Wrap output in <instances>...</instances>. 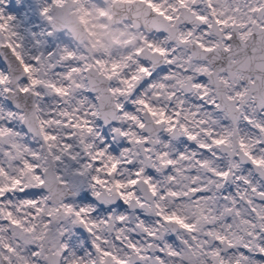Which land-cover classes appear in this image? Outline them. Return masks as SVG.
Returning a JSON list of instances; mask_svg holds the SVG:
<instances>
[{"label": "snow or ice", "instance_id": "1", "mask_svg": "<svg viewBox=\"0 0 264 264\" xmlns=\"http://www.w3.org/2000/svg\"><path fill=\"white\" fill-rule=\"evenodd\" d=\"M62 2L53 0L57 5ZM121 2L146 5L153 14L146 22L164 35L159 43L148 44L147 62L137 65L126 58L136 65L131 70L127 63L107 65L100 60L95 68L67 49L55 56L28 57L9 26L12 17L0 14V46L11 51L23 73L11 88L7 85L13 82L12 77L0 72V94L19 98L17 111L0 107V141L14 131L9 122H22L31 131L32 121L39 120L45 141L56 139L46 126L71 130L66 131L62 149L70 153L72 145L66 141L73 138L75 130L92 134L96 118L126 124V128L113 131L117 137L127 138L130 145H142L136 153L128 147L117 159L104 148L94 154L88 151L92 145L84 148L92 162L107 155L112 161L109 173L123 164H134L127 180H116L121 189L117 197L155 219L145 221L137 216L132 221L134 227H128V216L85 219L91 208L63 205L76 217L73 224H82L94 235L95 250L110 257L113 264H264L256 258L264 256V0ZM140 11L137 9V14ZM43 12L48 14L49 8ZM143 51L138 49L137 54ZM160 65L167 66L164 74L158 71ZM21 77L26 82H21ZM148 78L152 82L131 100L135 110H127L125 101ZM86 92L95 94V102ZM45 96L51 97V102L46 103ZM192 98L200 103H191ZM162 100L171 105V112ZM162 131L169 134V140L161 138ZM178 137L194 142L196 149L176 150L171 141ZM133 155L142 159L133 160ZM69 158L77 157L70 154ZM24 164L32 170L27 160ZM149 168L156 175L149 174ZM0 174L6 175L3 168ZM91 179L97 185L105 183L99 176ZM19 183L14 180L10 187L0 186V221L4 222L0 223V264H13V257L15 264H29L4 235L8 231L5 224L25 233L35 228L25 227L3 205L5 190L15 189ZM93 194L103 199L102 193ZM108 199L112 198L105 201ZM21 203L37 202L29 198ZM11 204L9 200V207ZM101 225L114 233L111 247L116 251L102 246L109 241L94 232L101 230ZM133 232L140 233L142 239H134ZM167 234H175L176 240L168 242ZM16 235L14 231L12 238ZM61 248L63 252L57 256L63 257L67 245ZM32 255L39 253L33 251ZM46 259L48 264H59L55 257ZM65 264L96 262L73 254Z\"/></svg>", "mask_w": 264, "mask_h": 264}, {"label": "clouds", "instance_id": "2", "mask_svg": "<svg viewBox=\"0 0 264 264\" xmlns=\"http://www.w3.org/2000/svg\"><path fill=\"white\" fill-rule=\"evenodd\" d=\"M48 8L51 30L54 33H62L64 39V45L58 52L64 49L72 51L77 59H82L83 62L92 64L95 68L99 67L95 62L100 60L107 65L113 61L127 63L131 70L136 65L126 58L130 57L132 61L137 62V65L140 61L147 62L145 57L150 54L148 44L150 42L159 43L164 39V35L155 32L153 26L146 22L153 18V14L147 10L146 5H129L121 0H63L59 5L49 4ZM137 9L141 10L140 14H137ZM146 10L147 15L144 14ZM138 49L144 51L138 55ZM15 68V73L9 74L13 82L7 86L11 88H15L16 78L23 76L17 64ZM161 103L171 112L167 102L162 100ZM13 128L14 131L0 141V168L6 172V175L0 174V186L10 187L14 180H19L20 183L15 189L5 190L3 205L6 211H13L25 227L35 225V228L25 233L21 229H13L12 226L5 224L8 231L4 235L9 238L14 247H18L19 252L27 258L29 264H48L46 258L51 257H55L59 264H65L67 258L57 256V253L63 252L61 245L64 243L61 237L76 219L63 207L68 204L65 202V197H75L78 181L86 179L93 192L102 193L103 199L111 197L114 200L121 191L116 187L115 182L118 179L127 180L129 178L128 169L121 165L109 173L108 169L112 161L107 159V155L98 160L100 161L99 166L90 160L88 151L94 154L100 148L97 139L100 134L96 130L92 134L75 130L73 138L66 141L72 145L69 153L62 149L66 131L71 130H65L56 125L46 126L49 134L54 135L56 139L45 141L40 131L39 120L32 121L31 131L27 127L26 131L15 125ZM85 144L92 145V147L85 151ZM130 147L131 151L136 153L143 146L133 144ZM70 154L77 158L69 160ZM107 154L112 155L109 152ZM55 156H60L61 159L55 160ZM115 157L122 158L121 156ZM84 158L87 159L84 160ZM132 159L138 161L142 159V156L133 155ZM25 160L33 165L32 170L25 167ZM82 160H84L83 163H81ZM73 163L79 167L73 168ZM89 163L91 167H85ZM97 168L103 170L97 172ZM37 176L39 180L36 179ZM92 176H99L105 183L97 185L91 179ZM21 188L38 191L39 194L35 198H30L37 202L35 205L21 203L23 199H29L19 197ZM9 200L12 202L11 207L8 205ZM71 204L74 209L80 208L74 200ZM84 207L91 208L90 206ZM37 208L42 211L38 212ZM49 212H52L51 217L48 215ZM85 219L94 218L86 214ZM14 231L17 235L12 238ZM94 232L109 241L107 245L102 244L103 247L116 251L111 247V243L114 242V233L109 232L107 226L101 225V230H94ZM115 243L119 245L117 241ZM33 251L38 252L39 255L33 256ZM83 258L85 261H95L96 264H113L110 257H102L95 249L92 254H86ZM13 264H15L14 257Z\"/></svg>", "mask_w": 264, "mask_h": 264}, {"label": "rangeland", "instance_id": "3", "mask_svg": "<svg viewBox=\"0 0 264 264\" xmlns=\"http://www.w3.org/2000/svg\"><path fill=\"white\" fill-rule=\"evenodd\" d=\"M53 0H0V14L3 17H12L9 21V26L13 32L16 33L15 39L21 45L23 51L27 54L28 57L32 56H47L49 53H52L54 56L59 52L58 50L64 45V39L62 33H54L51 30V25L48 21V14L43 12L45 7H48L49 4H52ZM52 48L53 51L49 52V49ZM35 63V61H30ZM57 71L60 69L57 68ZM161 74H164L167 71V66L159 70ZM0 72L5 74H10L8 71V66L0 58ZM21 82H26L25 77H21ZM152 82L151 78H148L138 85L136 93H134L128 101H125L126 109L129 111H134L136 106L131 102V100L136 98L137 93L142 92L148 84ZM85 95H88L95 102V94L91 92H86ZM45 102H51L52 98L45 96ZM195 98L191 99V103H200V101L195 102ZM0 107H3L5 111L12 110L17 111L18 109L13 106L9 101L7 95L0 94ZM18 126L27 130L22 122L11 121L9 126ZM94 129L99 132V137L108 140V143L99 145L100 148H104L107 152L111 153L114 156H121L122 151L125 148L130 147V143L125 137H117L116 133L113 131L115 127H124L126 124H122L119 121H112L108 124H104L101 118H96L94 122ZM166 132H161V138L167 141ZM98 138V137H97ZM122 145H119V143ZM114 149H110V147ZM176 150H183L177 143L174 145ZM69 159V158H68ZM87 158H84L86 160ZM81 161V163L84 162ZM97 166H99L100 161H95ZM72 167H79L75 163L72 164ZM122 167L127 168L128 170L134 169V164H123ZM149 174L156 175L154 170L149 168ZM87 180L81 179L78 181L77 194L75 197H65V202L71 203L73 200L80 207L90 206L92 211L90 216L95 220H104L108 219L113 215H125L129 217L128 227H134L132 221L135 217L139 216L145 221H151L155 217L151 216L149 213L145 212L143 209H131L128 204H126L122 198L118 197L115 201H98L95 198V195L92 194L90 197L87 196ZM234 190V189H233ZM38 191L35 189L24 190L18 195L20 198H35L38 195ZM260 203V201H257ZM0 223H4L0 221ZM123 226V225H120ZM131 236L134 239H142V236L138 232L131 233ZM62 242L67 245V248L64 250L63 257L70 259L74 254L78 257H84L86 254H92L94 252V237L91 232L88 231L82 224H71L68 227V230L65 231L61 237ZM165 239L168 242L176 240L175 234H167ZM117 243H120L117 241ZM246 252V250H244ZM258 260L264 261V256H257Z\"/></svg>", "mask_w": 264, "mask_h": 264}, {"label": "water", "instance_id": "4", "mask_svg": "<svg viewBox=\"0 0 264 264\" xmlns=\"http://www.w3.org/2000/svg\"><path fill=\"white\" fill-rule=\"evenodd\" d=\"M0 57L1 59L6 63V65L8 66V70L10 73H15L16 71V68H15V64L16 62L14 61V57L12 56L11 54V51L9 49H7L6 47H2L0 46ZM162 66V65H160ZM159 66V67H160ZM8 100L11 102L12 105L16 106V102L19 101V98L18 97H12V96H9L8 95ZM103 122H104V119L102 118ZM112 122V121H109V123ZM104 124H108V123H105ZM24 125V124H23ZM24 127L26 128V126L24 125ZM69 160H71L69 158ZM95 198L99 201H105V199H101V198H98L97 196H95ZM118 198V197H117ZM116 198V199H117ZM116 199H108V201L110 202H113L115 201ZM129 208H132L130 205H128ZM141 209V208H140ZM144 210V209H143Z\"/></svg>", "mask_w": 264, "mask_h": 264}, {"label": "flooded vegetation", "instance_id": "5", "mask_svg": "<svg viewBox=\"0 0 264 264\" xmlns=\"http://www.w3.org/2000/svg\"><path fill=\"white\" fill-rule=\"evenodd\" d=\"M164 67H165L164 65L160 66L158 68V71ZM194 101L197 102L196 99H194ZM169 107H171V105H169ZM166 135H167V140H169L170 139L169 134H166ZM171 143L173 147L177 143L178 145H180L182 148H185V149H196L197 147L194 142L188 141L186 137L175 138L171 141Z\"/></svg>", "mask_w": 264, "mask_h": 264}, {"label": "bare ground", "instance_id": "6", "mask_svg": "<svg viewBox=\"0 0 264 264\" xmlns=\"http://www.w3.org/2000/svg\"><path fill=\"white\" fill-rule=\"evenodd\" d=\"M52 51H53V49L50 48V49H49V52H52ZM97 139H98V141H99V145H101V144H105V143H108V140H105L104 138H100V137H98ZM119 145H122V143L120 142ZM109 147H110V149H114V148L111 147V146H109ZM86 186H87V189H88L87 196L90 197L94 192H93V190L91 189V187L89 186L88 182H87V185H86Z\"/></svg>", "mask_w": 264, "mask_h": 264}]
</instances>
